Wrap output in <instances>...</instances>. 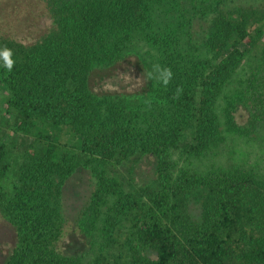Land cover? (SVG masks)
Here are the masks:
<instances>
[{
    "label": "trees",
    "instance_id": "1",
    "mask_svg": "<svg viewBox=\"0 0 264 264\" xmlns=\"http://www.w3.org/2000/svg\"><path fill=\"white\" fill-rule=\"evenodd\" d=\"M260 1L261 8L240 0H0V51L13 61L9 70L0 57L8 95L0 117V264H264L262 159L200 175L174 158H199L219 143L215 105L256 51L263 62L240 99L252 122L241 132L263 133ZM129 58L145 68L147 90H93ZM142 160L154 168L148 185L133 176ZM81 168L97 180L76 225L63 186ZM122 170L127 184L115 177ZM114 196L122 207L104 213L103 201ZM191 197L202 204L199 221L188 216ZM89 211L100 212L106 241L93 256L67 244L72 234L85 236ZM113 229L125 231L124 244Z\"/></svg>",
    "mask_w": 264,
    "mask_h": 264
},
{
    "label": "rangeland",
    "instance_id": "2",
    "mask_svg": "<svg viewBox=\"0 0 264 264\" xmlns=\"http://www.w3.org/2000/svg\"><path fill=\"white\" fill-rule=\"evenodd\" d=\"M244 6H255L261 8L263 6L260 0H240ZM201 24V23H200ZM196 24V25H200ZM262 51H256L249 53L243 64L235 71L234 76L229 80L227 86L223 90L219 100L215 105V112L218 117L221 137L219 143L206 155L199 158H186L175 156L179 167L193 170L200 175H204L210 171H222L233 168L246 159L261 160L264 163L263 152L264 143L260 145L259 140H264V127L261 123L259 128L263 132L261 133H242L241 130L246 131L249 123L252 122V116L248 106L240 99L246 97L250 93L249 82L253 79L256 71L262 65L263 62ZM127 61V60H126ZM124 62L121 67L113 69V76L111 73H104L103 79L99 77L92 83L93 90L100 94L105 95L109 93L113 94H126L133 95L142 93L148 89L149 82L147 80V72L138 59L129 58V62ZM124 68V70H122ZM122 73L121 76L114 77V74ZM8 98L4 88L0 85V117L6 114ZM236 124L238 129L233 130V124ZM154 168L153 164L149 160H142L136 163L133 176L135 181L143 185H148L154 180ZM119 182L127 184V180L130 179L129 174L125 170H122L119 174L115 175ZM96 177L93 172L88 168H81L72 174L64 183L63 186V202L66 213L71 222H75L76 225L82 224L78 222L82 220V209L87 205L88 199L94 192L96 187ZM116 204L122 207L121 202H117V197L114 196L102 203V211L105 213L108 209H111L112 213L115 212ZM188 216L194 220L199 221L203 214V207L201 202H198L194 197L189 199L187 203ZM100 213V212H99ZM99 213H92L89 211L88 218L86 219V226L84 227L85 233L83 237L79 233L70 236L67 244L68 248L73 253H83L93 256L101 252L103 242H106L103 238L100 239V229L103 228L101 223V217ZM81 214V215H80ZM81 216V217H80ZM105 218L106 216L103 215ZM103 218V220H104ZM71 222L69 225L71 226ZM75 225V226H76ZM109 225V224H108ZM73 226V227H75ZM78 227V226H76ZM80 228V227H79ZM74 230V229H73ZM114 235L120 237L119 242L124 244L125 231L120 232L117 235L115 229H113ZM78 235V236H76ZM113 237V236H112ZM80 238L82 243L77 239ZM3 240L2 242H6ZM121 249L125 254L128 253L126 247L118 246L114 251ZM119 253V251H117Z\"/></svg>",
    "mask_w": 264,
    "mask_h": 264
},
{
    "label": "clouds",
    "instance_id": "3",
    "mask_svg": "<svg viewBox=\"0 0 264 264\" xmlns=\"http://www.w3.org/2000/svg\"><path fill=\"white\" fill-rule=\"evenodd\" d=\"M0 57L3 58L4 61V67H6L7 69L11 70L12 66H13V61L11 60V52L8 49H4L2 51H0ZM168 78H170L171 73L168 72L167 73ZM168 78H166L164 80V83L167 84L168 83Z\"/></svg>",
    "mask_w": 264,
    "mask_h": 264
}]
</instances>
